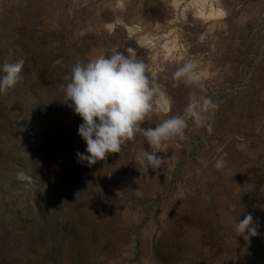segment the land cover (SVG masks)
Instances as JSON below:
<instances>
[{
    "label": "rangeland",
    "instance_id": "374dc122",
    "mask_svg": "<svg viewBox=\"0 0 264 264\" xmlns=\"http://www.w3.org/2000/svg\"><path fill=\"white\" fill-rule=\"evenodd\" d=\"M190 1L0 0V63L24 61L23 79L0 94V264H264V0H220L225 15L206 21ZM130 30L208 71L203 90L174 86L173 61L156 72L169 115L190 92L219 105L211 130L167 142L158 170L133 162L150 151L141 136L105 161L78 162L82 120L61 103L77 60L133 47L153 64L158 49L140 48ZM57 59L66 67L53 68ZM248 214L259 234L246 242L234 225Z\"/></svg>",
    "mask_w": 264,
    "mask_h": 264
},
{
    "label": "clouds",
    "instance_id": "9594fccd",
    "mask_svg": "<svg viewBox=\"0 0 264 264\" xmlns=\"http://www.w3.org/2000/svg\"><path fill=\"white\" fill-rule=\"evenodd\" d=\"M180 4L181 0H171L174 8ZM193 11L197 18L208 19L195 0ZM219 15L225 13L221 11ZM105 27L109 32H114L117 23ZM129 38H136L140 48L158 49L157 55L152 57V65L139 57L137 49L133 47L126 48L127 54L113 49L108 55H99L87 61L77 60L62 76L63 83L59 85L63 94L61 103L71 108L82 120L78 135L85 142L86 149L84 153H76L78 162H87L91 166L97 161H105L109 154L121 153L128 142L141 136L150 151L141 147L134 154L133 162L145 171L149 168L158 170L169 159L157 155L166 152L167 142L185 140L191 126H206L211 130L210 117L219 105L210 96L190 92L183 113L169 115L172 98L156 78V72L165 67L167 62L173 61L176 63L175 71L171 74L174 86L183 83L193 89L203 90L208 71L202 69L195 59L177 57L175 45L161 43L163 37L159 35H138L136 31L130 30ZM57 66L61 69L66 67L62 59L53 62L52 67ZM23 67L22 59L12 62L9 57L0 63V94H7L23 79ZM153 116L160 119L154 128L141 126L145 121L152 124ZM214 167L223 169L224 158H218ZM17 178L32 181L23 171L18 172ZM234 231L236 236H242L246 242L259 234L251 214L239 220L234 225Z\"/></svg>",
    "mask_w": 264,
    "mask_h": 264
},
{
    "label": "bare ground",
    "instance_id": "6f19581e",
    "mask_svg": "<svg viewBox=\"0 0 264 264\" xmlns=\"http://www.w3.org/2000/svg\"><path fill=\"white\" fill-rule=\"evenodd\" d=\"M220 0H211V3L204 4L206 0H195V3L199 5L200 11L204 12L207 17H213L221 12V9L217 8L215 5L219 3ZM189 4L193 5L194 0H191Z\"/></svg>",
    "mask_w": 264,
    "mask_h": 264
}]
</instances>
